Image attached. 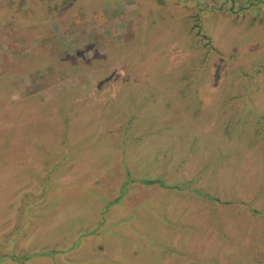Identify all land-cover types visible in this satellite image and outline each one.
<instances>
[{
  "label": "rangeland",
  "instance_id": "1",
  "mask_svg": "<svg viewBox=\"0 0 264 264\" xmlns=\"http://www.w3.org/2000/svg\"><path fill=\"white\" fill-rule=\"evenodd\" d=\"M263 89L264 0H0V264H264Z\"/></svg>",
  "mask_w": 264,
  "mask_h": 264
},
{
  "label": "crops",
  "instance_id": "2",
  "mask_svg": "<svg viewBox=\"0 0 264 264\" xmlns=\"http://www.w3.org/2000/svg\"><path fill=\"white\" fill-rule=\"evenodd\" d=\"M264 90V89H263ZM257 96V95H256ZM264 99V94L263 95H259L258 96V98H256L257 99V102H259L258 100H261V99ZM71 132V131H70ZM80 132H78V134H79ZM76 134V135H75ZM77 133H74V132H71V133H69L68 134V139H67V141L66 142H69L70 144H72L71 146L72 147H74L75 146V144L77 143V141H78V139H77V135H78ZM63 138H66V136L65 135H63ZM75 138L77 139V140H75ZM62 143H65V141H64V139H63V142ZM89 143V142H88ZM87 143V144H88ZM87 144H86V146H87ZM63 149V148H62ZM80 151V150H79ZM84 153V152H83ZM81 154V156H82V153H80ZM88 157V156H87ZM90 157V156H89ZM95 158V157H94ZM97 158V157H96ZM77 160H80V161H84V156H82L81 158H77ZM76 160V161H77ZM95 161V160H94ZM96 162V161H95ZM75 163V160L73 159L72 161H71V169L70 168H68L69 170H70V173L69 172H64V174H63V178H65L66 179V182L64 181V183H65V185L66 184H68L69 182H71V185H72V189H74V191H79V192H82V191H84V190H86V189H90V192H93V191H101V192H105V190H107L106 189V187L107 186H110L111 185V183H112V181H113V179H114V176L111 174L108 178H107V176H105V178H104V180H103V182L101 183V185L95 180V178H93L91 175H94V174H96L97 173V171H98V169H99V162L97 163V165H95V166H92V164H93V162L92 163H90V164H88V163H86L85 162V165L86 164H88V165H90L91 166V171H89L88 170V172H84V174H87L88 175V181H87V183H82V184H80V179H79V176H78V178H77V171L76 170H73V168H74V164ZM88 167V166H87ZM76 180H75V179ZM76 181H78L77 183H76ZM90 181V185H88V182ZM100 181V180H99ZM109 182L108 184L106 183V182ZM127 181V180H126ZM68 182V183H67ZM128 182V181H127ZM93 185H95L94 187H92ZM96 186H99L98 188L96 187ZM92 187V188H91ZM102 189H104V190H102ZM59 192L60 193H62V194H65L63 191L65 190V187L63 186V189H61V187H59ZM107 191H109V190H107ZM110 193H105L106 194V197L108 196V197H110V200L109 201H106V200H102L103 201V205H102V207L103 208H106L107 206H106V202H109V203H113V201H114V203H120L121 202V195H119V193L118 194H116V195H114V192H113V194L111 193V191H109ZM78 197H80V194L78 195ZM93 197L94 198H99L100 199V197H101V195H99V193H95L94 195H93ZM101 201V202H102ZM122 205L123 204H121L120 205V209L121 208H124V207H122ZM142 206H143V204H141ZM140 208H141V206H140ZM135 210H138V209H135ZM110 211V210H109ZM100 213V212H99ZM104 213V212H103Z\"/></svg>",
  "mask_w": 264,
  "mask_h": 264
}]
</instances>
